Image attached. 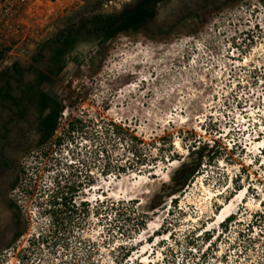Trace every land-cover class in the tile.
Listing matches in <instances>:
<instances>
[{
  "label": "rangeland",
  "instance_id": "1",
  "mask_svg": "<svg viewBox=\"0 0 264 264\" xmlns=\"http://www.w3.org/2000/svg\"><path fill=\"white\" fill-rule=\"evenodd\" d=\"M90 1L27 0L5 23L0 71L67 24L140 2ZM219 1L162 0L142 29L87 52L61 109L92 140L74 151L87 215L64 230L32 207L4 264H264V0ZM195 142L222 156L148 212Z\"/></svg>",
  "mask_w": 264,
  "mask_h": 264
},
{
  "label": "flooded vegetation",
  "instance_id": "2",
  "mask_svg": "<svg viewBox=\"0 0 264 264\" xmlns=\"http://www.w3.org/2000/svg\"><path fill=\"white\" fill-rule=\"evenodd\" d=\"M142 1L118 13L87 15L44 39L27 58L13 61L0 71V264H4L9 251L21 253L19 245L33 221L32 207L40 216H50L62 229L75 223L78 212L86 217L88 166L81 162L77 183H69L73 174H65L57 153L73 143L77 145L87 134L80 135L78 125H60L59 113L73 86V76L83 67L89 51L85 45L97 43L95 48L103 47L113 39H107L103 31L97 39H89L93 24L86 30L83 24L95 16L119 18ZM72 64L75 70L62 81ZM58 172L68 177L59 192L55 187Z\"/></svg>",
  "mask_w": 264,
  "mask_h": 264
},
{
  "label": "trees",
  "instance_id": "3",
  "mask_svg": "<svg viewBox=\"0 0 264 264\" xmlns=\"http://www.w3.org/2000/svg\"><path fill=\"white\" fill-rule=\"evenodd\" d=\"M161 0H143L139 6L135 9L125 10L123 14L116 18L115 15L110 16H95L92 21L85 22L82 26L83 29H88V24H93V29L88 31L89 39L98 38L100 32H106L107 39L115 38L121 33L137 32L142 29L143 25L150 20L155 13V6ZM87 11L93 6V2L87 0ZM85 12V11H84ZM86 13V12H85ZM69 25L67 24L66 27ZM81 29L77 31L79 33ZM3 54H0L2 57ZM60 115V113H59ZM192 151H189L191 160L189 162L183 161L180 167L171 176V184H164L163 193L156 194L152 198V205L148 212L158 210L163 204L166 198L176 197L178 193H181L189 184L193 181L197 174L202 171V165L204 161L208 164L215 162L222 153L215 151V146L211 148L202 143L193 146ZM172 202H175L171 199ZM136 203L135 201H132ZM227 221H230L227 220ZM227 229V228H226ZM211 240V237L207 238ZM126 259L128 255H125Z\"/></svg>",
  "mask_w": 264,
  "mask_h": 264
},
{
  "label": "built area",
  "instance_id": "4",
  "mask_svg": "<svg viewBox=\"0 0 264 264\" xmlns=\"http://www.w3.org/2000/svg\"><path fill=\"white\" fill-rule=\"evenodd\" d=\"M26 2L27 0H0V44L5 40V23L9 21L12 16H14V13H18ZM71 114L72 112H70V109H65L60 114L59 123L68 126L69 124H66L65 122L72 121ZM83 115L84 111L78 110L76 118H81ZM78 145H80V149H78L76 147L77 145L73 143L70 146L73 151H65V155H67V158L69 159L68 164L70 165L81 166L80 160H77L74 157V151L79 150L81 153H83L82 148H84L85 145L90 148L92 145V140L87 136H84L83 139L79 141ZM71 170L72 169L68 166L64 167V172L66 174L71 173Z\"/></svg>",
  "mask_w": 264,
  "mask_h": 264
},
{
  "label": "clouds",
  "instance_id": "5",
  "mask_svg": "<svg viewBox=\"0 0 264 264\" xmlns=\"http://www.w3.org/2000/svg\"><path fill=\"white\" fill-rule=\"evenodd\" d=\"M66 150H72L73 151V149L72 148H70V147H67L66 149H63V150H58V153H57V161L59 162V163H62L63 164V168L65 167V166H69L70 164H68V161H69V159L67 158V155H65V151ZM66 174V173H65ZM63 172H58V175H57V177H56V184H55V187L57 188V191L59 192V190L61 189V185H62V182L63 181H65V179H67L68 177L65 175ZM59 177L61 178V179H59ZM57 181H59L60 183H61V185L58 187V185L60 184V183H58L57 184Z\"/></svg>",
  "mask_w": 264,
  "mask_h": 264
},
{
  "label": "water",
  "instance_id": "6",
  "mask_svg": "<svg viewBox=\"0 0 264 264\" xmlns=\"http://www.w3.org/2000/svg\"><path fill=\"white\" fill-rule=\"evenodd\" d=\"M96 45H97V43H90L89 45H85V49H86V50L93 49V48L96 47ZM75 68H76V66H75L74 64H72V65H71V66H70V67H69V68L63 73V75H62V77H63L62 81L68 79V78L71 76L72 72L75 70Z\"/></svg>",
  "mask_w": 264,
  "mask_h": 264
},
{
  "label": "bare ground",
  "instance_id": "7",
  "mask_svg": "<svg viewBox=\"0 0 264 264\" xmlns=\"http://www.w3.org/2000/svg\"><path fill=\"white\" fill-rule=\"evenodd\" d=\"M134 87H135V86H134ZM129 88H130V87H129ZM137 88H138V87H135V89H137ZM130 89H131V92H132V93H133V92H137V91H136L134 88H132V87H131ZM241 193H242V192H241ZM241 193H240V194H241ZM240 194H239V195H240ZM237 195H238V194H236V196H237ZM243 197H244V192H243L240 196H237L236 200H234V201L232 202V205H230V207H229V203H227V204H226V208H227V209H226V211L223 212V215H222V216H225L226 213L232 208V206L236 205V203H237L240 199H243V200H244ZM232 198H233V197H232ZM233 199H235V198H233ZM222 216H221V217H222ZM223 219H224V218H223ZM223 219H222V220H223ZM220 220H221V218H220ZM221 222H222V221H221ZM221 224H222V223H221Z\"/></svg>",
  "mask_w": 264,
  "mask_h": 264
}]
</instances>
